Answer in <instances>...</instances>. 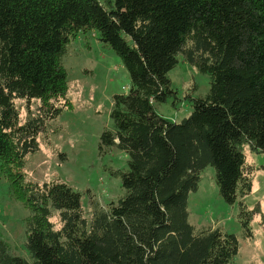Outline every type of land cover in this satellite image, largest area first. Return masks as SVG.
Here are the masks:
<instances>
[{
    "label": "trees",
    "instance_id": "16d2710c",
    "mask_svg": "<svg viewBox=\"0 0 264 264\" xmlns=\"http://www.w3.org/2000/svg\"><path fill=\"white\" fill-rule=\"evenodd\" d=\"M87 31L130 76L101 136L103 151L128 156L127 169L113 173L124 194L106 208L91 200L90 218L68 184L25 182L11 171L40 151L39 138L68 106L64 57ZM180 55L209 76L210 90L173 122L156 106L176 95L169 73ZM246 144L264 153V0H0V165L30 213L28 256L0 239V264H233L238 237L197 230L188 199L213 167L223 199L239 204L244 238H253Z\"/></svg>",
    "mask_w": 264,
    "mask_h": 264
},
{
    "label": "rangeland",
    "instance_id": "374dc122",
    "mask_svg": "<svg viewBox=\"0 0 264 264\" xmlns=\"http://www.w3.org/2000/svg\"><path fill=\"white\" fill-rule=\"evenodd\" d=\"M68 72V106L39 140L41 149L28 157L22 170L16 166L25 182L43 184L59 179L82 195V206L90 218V202L95 200L104 208L118 203L123 196L120 177L114 172L127 169L126 153L101 149L102 134L112 128L111 111L116 95L128 94L130 76L119 56L101 42L93 31L74 36L64 57ZM176 95L156 106L165 119L181 122L192 112V99L205 97L210 90V78L189 65L182 55L179 65L169 73ZM22 119L28 117L24 101L18 102ZM39 102L31 104L36 113ZM253 167V187L245 197L252 211L253 238H244L239 204L229 205L220 194L213 167L201 173L196 192L188 199L189 222L197 230L222 227L235 234L240 242L233 264H264V153L255 152L250 145L242 147ZM29 210L17 197L12 176L0 165V239L12 254L27 257L26 220ZM56 221V218L53 219Z\"/></svg>",
    "mask_w": 264,
    "mask_h": 264
}]
</instances>
